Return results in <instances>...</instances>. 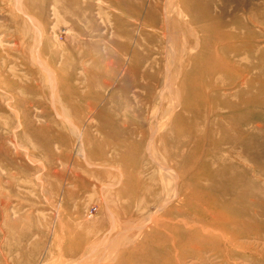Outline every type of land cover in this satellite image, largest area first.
<instances>
[{"label":"rangeland","instance_id":"1","mask_svg":"<svg viewBox=\"0 0 264 264\" xmlns=\"http://www.w3.org/2000/svg\"><path fill=\"white\" fill-rule=\"evenodd\" d=\"M0 98V264H264V0H0Z\"/></svg>","mask_w":264,"mask_h":264},{"label":"bare ground","instance_id":"2","mask_svg":"<svg viewBox=\"0 0 264 264\" xmlns=\"http://www.w3.org/2000/svg\"><path fill=\"white\" fill-rule=\"evenodd\" d=\"M39 63V62H38ZM48 77V76H47ZM105 84H109V83H106V81H105ZM73 91V93L74 94H79V92H78V90L77 89H72ZM69 91H70V89H69ZM53 94V93H52ZM1 99V98H0ZM28 121H30V120H28V118H27V120H25V122H22V124L21 125H23L24 124V126L26 127V128H30L31 126L29 125V122ZM32 128V127H31ZM39 129V128H38ZM32 133L33 134H37V131L36 130H32ZM35 136V135H34ZM64 138V137H63ZM205 167H202L201 168V170H200V173L203 171V169H204ZM72 169V168H71ZM75 173V172H74ZM72 175H73V173H72ZM75 176V175H74ZM77 177V176H76ZM73 178V177H72ZM77 182V181H76ZM80 182V181H79ZM82 182V181H81ZM78 183V182H77ZM227 183H229V184H231L232 186H235L236 187V185H238L239 183H237V182H235V181H227ZM80 184V183H79ZM85 184V183H84ZM82 185V184H81ZM207 185V184H206ZM204 183H202L200 186H198V188H199V190H198V192L199 193H197L196 191H192V193H189L188 195H187V198L189 199L190 197H192V198H195L196 199V201H197V204H195V205H201V204H206V205H219V206H221V207H226L227 209H231L232 207H235V205L240 201V199H243L245 196H246V191L245 190H243L242 192H240V194H238V198H237V200L236 201H226V200H224V199H219V200H217V199H213L212 198V196H211V193H212V191H215L217 188H218V186H219V184L218 183H214V185H211L210 187H208V186H206ZM83 186V185H82ZM228 186V185H227ZM85 188V187H84ZM73 189V188H72ZM82 190V189H81ZM73 191H75V190H73ZM72 191V192H73ZM80 192V191H79ZM79 194V193H78ZM67 196V195H66ZM69 196V195H68ZM254 199V198H253ZM183 201V200H182ZM64 204V203H63ZM6 206V205H5ZM169 210H167V212H168ZM165 213V215L166 214H168L169 216H171V217H176V215H181V214H184V213H180V211H178V212H176V211H174L173 209L170 211V212H168V213ZM253 212H255V211H253ZM4 213V212H3ZM5 215V214H4ZM214 216V219H215V222H214V224H215V226H216V228H218V231H220L221 229V231H225V229H227V227H229V226H232L233 224H235L236 223V221L238 222V217L239 218H241V220L242 221H240V222H238V224L240 225L241 224V226H243L244 225V220L246 221V222H248V216H249V214L247 213V215H246V213H242V214H240L239 216H238V214H229V215H227V214H223V215H220V216H216V215H213ZM4 217V216H3ZM167 217V216H166ZM250 217V216H249ZM168 219V218H167ZM192 220V219H191ZM7 222H10L9 220L7 221ZM159 224V223H158ZM164 224H161V225H158V226H160V227H162ZM167 226H169V225H167ZM233 227V226H232ZM172 228H174V226H172ZM177 230H178V233H182V237L184 238L185 236H187V235H191V237L193 238V240H197V241H200L201 242V240L199 239V231L200 230H198V231H195V230H191V232L188 234L187 233V231H186V229H185V231H186V233H185V231H180V229L179 228H177ZM190 231V230H189ZM220 231V232H221ZM175 232H177V231H175ZM184 232V233H183ZM11 233V232H10ZM210 233V235H211V232H209ZM208 233V234H209ZM201 234H204L203 232L201 233ZM220 236H222V235H220ZM210 237V236H209ZM219 237V236H218ZM225 237V236H224ZM186 238V237H185ZM213 238V237H212ZM223 238V237H222ZM225 238H227V237H225ZM214 239V238H213ZM219 239H220V237H219ZM172 240V239H171ZM184 240V239H183ZM211 240V239H210ZM214 240H216V239H214ZM181 242H178V241H176V242H174V243H172V245L174 246V248L173 249H175L176 247H178V246H180V245H182L183 243H182V239L180 240ZM202 241H206V238H203L202 239ZM209 241V240H208ZM219 241H221V239L220 240H218V242ZM224 241V240H223ZM184 242V241H183ZM180 243H182V244H180ZM189 243V242H188ZM216 243H217V240H216ZM221 244H222V242H220ZM169 244V243H168ZM168 244L166 243V245L168 246ZM221 244H220V246H219V244H218V246H217V248L218 247H220L221 248ZM171 245V244H170ZM171 245V246H172ZM167 246H165V247H167ZM186 246V245H185ZM225 247V246H224ZM78 249V248H77ZM219 249V248H218ZM74 251V250H73ZM78 250H76V251H74L75 253L77 252ZM168 251V250H167ZM218 251V250H217ZM69 252H71V251H69ZM173 252V251H172ZM70 255H74L73 253H69ZM152 255V254H151ZM168 256H169V253L167 254ZM140 258V260H141V262L140 263H138V264H152L151 262H149V261H152L150 258L151 257H148L147 255H143L142 257H138V258H135V259H139ZM139 261V260H138ZM155 261V260H154ZM134 264H137V263H134Z\"/></svg>","mask_w":264,"mask_h":264}]
</instances>
